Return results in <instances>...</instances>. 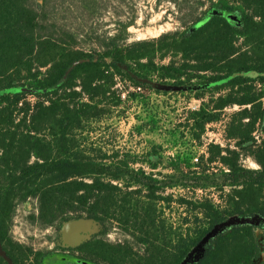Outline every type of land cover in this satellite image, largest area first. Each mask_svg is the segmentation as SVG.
<instances>
[{
	"label": "trees",
	"instance_id": "obj_1",
	"mask_svg": "<svg viewBox=\"0 0 264 264\" xmlns=\"http://www.w3.org/2000/svg\"><path fill=\"white\" fill-rule=\"evenodd\" d=\"M38 1L0 0V239L8 256L45 264L46 253L10 236L18 207L35 200L31 219L42 228L86 217L133 239L95 237L84 246L94 264H255L264 231V138L254 136L258 127L264 133V0H220L185 31L154 40L127 43L126 25L90 50L48 25ZM138 78L195 93L201 105L183 125L199 144L239 107L225 121L228 143L209 144L195 162L179 154L165 175L155 155L147 171L106 149L110 140L88 146L85 133L121 108L125 93L136 101L153 89ZM17 87L26 91L9 93ZM248 158L260 168H247ZM174 203L187 210L180 228L162 217ZM0 264L8 263L0 256Z\"/></svg>",
	"mask_w": 264,
	"mask_h": 264
},
{
	"label": "rangeland",
	"instance_id": "obj_2",
	"mask_svg": "<svg viewBox=\"0 0 264 264\" xmlns=\"http://www.w3.org/2000/svg\"><path fill=\"white\" fill-rule=\"evenodd\" d=\"M219 1L40 0L37 2V9L47 16L48 25H55L57 31L72 33L77 47L90 50L97 48L104 38L115 35L126 25L128 26L127 43L154 40L167 33L185 31ZM169 61L170 58H166L163 64H168ZM152 81L157 84L152 86V90L146 89L139 92V98L136 101L128 100L125 93L121 108L115 110L102 122L93 124L89 130L91 134L84 135L88 138L87 145L98 144L103 138L110 140L111 142L104 146L106 149L109 151L119 149L137 158L136 167H144L147 171H151L147 159L155 155L154 162L160 163L158 171L165 175L171 172V161L175 160L179 154H186L195 162L207 153L209 144L225 146L228 143L224 132L225 121L227 115L239 107L228 109L221 123L209 126L202 138V143L199 144L192 139V132L183 124H186L188 112L198 109L201 101L194 98L193 92ZM157 86H166L169 89ZM141 97L146 99L145 105H141ZM149 115L156 118L154 125L144 124L147 123L146 119ZM256 133L262 138L263 131L260 127ZM243 164L250 169L260 168L252 158L245 159ZM167 193H174L178 197L183 191L169 190ZM190 194L193 195V193ZM207 194L215 197L213 191ZM198 195L201 196L202 193ZM166 205L162 206L165 209L162 217L166 219L167 226L180 228L182 219L187 216V210L177 203L170 207ZM37 206V201L31 200L18 207L10 236L14 241L33 249L34 252L51 253L59 248L63 222L59 226L49 228L34 224L31 217L37 215ZM108 228L102 224L101 232L95 237L98 236L109 244L133 241L116 224ZM257 236L261 254L255 264H264V231L258 229Z\"/></svg>",
	"mask_w": 264,
	"mask_h": 264
},
{
	"label": "water",
	"instance_id": "obj_3",
	"mask_svg": "<svg viewBox=\"0 0 264 264\" xmlns=\"http://www.w3.org/2000/svg\"><path fill=\"white\" fill-rule=\"evenodd\" d=\"M143 83H147L150 85H157L154 84L153 81L149 79H139ZM172 88L184 90V87L173 86ZM163 89H169L166 86H157ZM25 88H13L9 90V93H22L25 92ZM102 223L91 218H72L67 221H64L61 226L60 231V244L65 247H79L82 244L90 241L95 237L97 234L101 232ZM211 235V234H210ZM0 256L8 263V264H15L13 260L8 256V254L4 251L2 242L0 239Z\"/></svg>",
	"mask_w": 264,
	"mask_h": 264
},
{
	"label": "flooded vegetation",
	"instance_id": "obj_4",
	"mask_svg": "<svg viewBox=\"0 0 264 264\" xmlns=\"http://www.w3.org/2000/svg\"><path fill=\"white\" fill-rule=\"evenodd\" d=\"M95 237H93L94 239ZM92 239V240H93ZM90 240V241H92ZM90 241L79 247H65L61 244L59 248L44 256L45 264H94L86 257L87 249L84 247Z\"/></svg>",
	"mask_w": 264,
	"mask_h": 264
},
{
	"label": "built area",
	"instance_id": "obj_5",
	"mask_svg": "<svg viewBox=\"0 0 264 264\" xmlns=\"http://www.w3.org/2000/svg\"><path fill=\"white\" fill-rule=\"evenodd\" d=\"M254 136H255L256 140L260 143V142H261V139L264 138V133H263V135H262V138H260V137L257 135V133H255Z\"/></svg>",
	"mask_w": 264,
	"mask_h": 264
}]
</instances>
